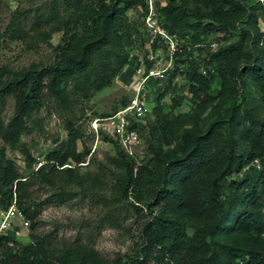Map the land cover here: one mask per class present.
I'll return each instance as SVG.
<instances>
[{
    "label": "trees",
    "instance_id": "16d2710c",
    "mask_svg": "<svg viewBox=\"0 0 264 264\" xmlns=\"http://www.w3.org/2000/svg\"><path fill=\"white\" fill-rule=\"evenodd\" d=\"M155 6L168 34L194 40L237 28L239 19L243 24L235 40L201 60H186L179 44L166 74L182 77L194 107L169 115L155 106L131 123L140 137L148 132L149 154L141 162L106 133L115 153L96 161L84 141V103L132 62L133 73L140 66L131 54L140 24L132 25L128 12L140 8L143 26L146 0H44L12 10L0 24V51L20 42L27 51L45 44L52 52L45 62L0 65V209L14 204L29 222L25 244L13 228L0 234V264H264V116L257 112L258 104L264 108V30L258 21H264V0H157ZM56 33L61 38L52 46ZM146 41L149 34L139 38L141 45ZM160 43L151 46L156 50ZM161 81L149 78L147 85ZM164 93L174 88L155 99ZM10 100L12 114L5 120L1 114ZM49 100L66 136L38 166L27 155L26 172L5 146L20 142ZM173 102L172 108L181 104ZM208 109L206 118L213 121L199 130L194 124ZM78 196L99 206L95 219L69 222L71 238L58 225L43 228L45 207ZM122 226L131 236L128 251L99 253L101 230Z\"/></svg>",
    "mask_w": 264,
    "mask_h": 264
},
{
    "label": "rangeland",
    "instance_id": "374dc122",
    "mask_svg": "<svg viewBox=\"0 0 264 264\" xmlns=\"http://www.w3.org/2000/svg\"><path fill=\"white\" fill-rule=\"evenodd\" d=\"M44 0H0V24L7 22V19L14 9L29 8L31 5L39 4ZM140 8L134 9L128 12V16L132 25L135 23L140 24L139 34H134V39L136 40L131 54L137 57L139 65L141 68L145 67L147 60L152 62L155 68H164L169 62V54L171 50L169 44L160 43L159 47L154 50L149 41L144 44H140L139 38L148 37L149 31L141 25L142 19L140 14ZM259 27L264 30V21L259 19ZM144 22V21H143ZM233 27H223L218 28L216 31L209 33L206 37L199 36L198 40H194L190 35L181 37L175 33L173 35L174 40L180 44V54L186 60L189 59H199L204 58L205 54L214 51L220 45L229 43L235 40L240 32L241 24L243 21L239 19L235 21ZM162 25V24H161ZM145 32V35H144ZM60 33H56L52 36L50 43L52 46H56L60 41ZM185 52V53H184ZM51 47L47 45H42L36 50L27 51L24 49L20 42H12L6 45L5 49L0 51V65H9L14 68L27 66L32 62H45L51 57ZM135 62H132L128 67H126L121 74L116 76L111 85L105 87L99 91H96L93 96L84 103L85 107V118H84V128L86 136H84V141L86 146L90 149V154L97 160L105 159L106 156L113 155L115 153L114 147L111 142L104 139L105 132L107 136L114 138L111 133L102 127L101 121L95 122L96 119L104 118L102 114H111L114 111L121 108L123 105L127 104L134 95L135 80L138 76H134L133 69ZM170 78V80H169ZM160 84H156L149 88L146 84L147 98H148V109L149 112L155 107L159 106L163 114L176 115L178 113H187L193 109V104H191L189 98V93L187 92V87L180 75L172 78L170 75L164 73L161 78ZM218 85L217 80L215 81L213 88L216 89ZM168 87L174 88V93H164L162 97L157 100L156 95L161 93ZM157 89V93L154 96L149 95L152 90ZM252 96L255 98V103H257L258 94L251 87ZM173 98L181 102L180 106L177 108H172ZM210 109L202 113L199 119L194 124L199 130H204L207 125H209L213 119L206 118V115ZM258 114L264 116V108L258 104L257 107ZM12 114V101H8L6 108L2 112L3 118L6 120ZM149 114V113H148ZM60 113L55 108L53 102L49 100L45 107L39 110L32 121L31 129L25 133L20 142L14 146H5L6 154L11 158L17 166L28 172L25 168L26 156L29 155L35 161L34 164L37 166L44 162L45 156L51 149L54 148L58 141L65 138L66 132L63 127V121ZM144 122V121H143ZM192 123H186V127H192ZM106 130V131H105ZM147 130L142 131L141 140L139 144L132 148L133 156L137 162L145 160L148 156V139ZM115 139V138H114ZM90 156L85 159L84 165L88 163ZM87 168L95 170L94 164L89 162ZM4 210V209H0ZM99 206L94 203V200L90 198L84 201L80 200L78 196L76 199L58 205H50L45 207L41 213L42 222L44 224L43 228L47 229L51 225L60 226V234L66 238H71L74 236V229L71 221L80 220H93L98 214ZM132 219H128L123 225L131 224ZM19 221L13 219L11 221L10 228L16 229ZM134 227V226H132ZM20 234L17 238L18 242L21 244L27 243L29 240L24 237L28 233L27 228H19ZM131 244V236L128 231L122 228H110L104 227L99 235L96 237L95 247L98 252L106 257H113L117 253H124L128 251Z\"/></svg>",
    "mask_w": 264,
    "mask_h": 264
},
{
    "label": "built area",
    "instance_id": "2783aa9c",
    "mask_svg": "<svg viewBox=\"0 0 264 264\" xmlns=\"http://www.w3.org/2000/svg\"><path fill=\"white\" fill-rule=\"evenodd\" d=\"M157 0H146L148 12L144 17V25L149 31V43L155 40L164 42L169 48L168 64L164 68H155L151 65L149 68L140 66L136 69L134 76H138L135 80L133 98L121 108L106 116L104 118L96 119L95 122L101 121L102 127H105L111 135L119 140L123 149L133 155L132 148L139 144L141 137L136 128L130 127L133 121H141L149 113L148 98L146 84L149 78H162L167 69L172 65V57L177 50L179 44L174 40L173 35L168 34L157 22L155 4ZM205 73V70H202ZM106 131V130H105ZM107 133V132H105ZM256 168H260L259 163H255ZM15 219L19 221L18 229L15 233L19 236V228H27L28 220L25 218L23 212L19 210L14 204L7 209L0 211V234L5 233L10 228L11 221Z\"/></svg>",
    "mask_w": 264,
    "mask_h": 264
}]
</instances>
